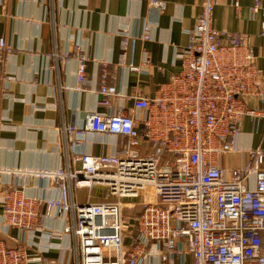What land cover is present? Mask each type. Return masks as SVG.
Returning <instances> with one entry per match:
<instances>
[{
  "label": "built area",
  "instance_id": "2783aa9c",
  "mask_svg": "<svg viewBox=\"0 0 264 264\" xmlns=\"http://www.w3.org/2000/svg\"><path fill=\"white\" fill-rule=\"evenodd\" d=\"M150 5L166 8L158 0ZM216 5L217 0L204 1L181 53L182 71L153 96H134L130 111L115 109L114 101L125 96L104 75L99 104L107 111L88 113L83 128L64 127L72 139L86 132L121 137L117 154H81L74 170L0 168V174L29 173L61 187L60 198L44 199L0 183L3 227L19 229L25 242L46 206L47 216H71L63 231L48 235L74 236L76 264H152L153 257L160 264H188L190 258L192 264H264V143L247 150L243 167L221 165L225 154L238 152L244 118H264V72L246 35L214 26ZM258 10L264 14L260 0L252 8ZM123 37L125 63L134 37ZM141 39H150L147 25ZM9 50L0 37V61ZM77 57L78 80L85 83L89 57ZM128 67L140 71L132 63ZM72 185L100 188L103 199L74 201ZM0 264L63 263L0 240Z\"/></svg>",
  "mask_w": 264,
  "mask_h": 264
},
{
  "label": "crops",
  "instance_id": "0c3cea01",
  "mask_svg": "<svg viewBox=\"0 0 264 264\" xmlns=\"http://www.w3.org/2000/svg\"><path fill=\"white\" fill-rule=\"evenodd\" d=\"M0 0V37L10 50L0 61V168L8 170H74L81 154L114 155L121 149V137L86 132L73 139L64 127L83 128L92 111L106 112L99 104L100 87L106 75L125 96L114 101L115 109L133 108L134 96H153L161 83L182 71V51L190 31L202 12L205 0ZM257 0H217L214 26L248 37L256 63L264 72V40L260 37L264 14L252 11ZM264 7V0H260ZM150 39L142 40L143 27ZM134 37L125 63L121 62L123 35ZM89 58L86 82L78 80V53ZM129 63L140 71L128 67ZM256 104L254 101L251 105ZM264 143V118L245 117L236 141L238 152L227 153L221 165L241 168L247 150ZM254 187V176L250 179ZM5 187L16 186L32 197H61L59 183L29 173L0 174ZM71 199L79 203L101 201L100 188H70ZM0 240L10 247L23 245L31 254L76 264L74 236L50 239L48 232L63 231L70 223L56 214L47 216L42 208L38 228L22 240L19 229L1 225ZM264 253V249H263ZM190 258L188 264H192ZM152 264H160L158 257Z\"/></svg>",
  "mask_w": 264,
  "mask_h": 264
}]
</instances>
